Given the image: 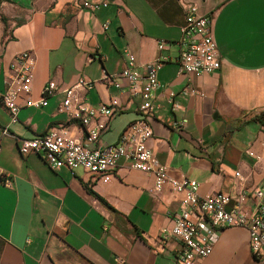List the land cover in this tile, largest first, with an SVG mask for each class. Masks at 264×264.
I'll list each match as a JSON object with an SVG mask.
<instances>
[{
    "label": "crops",
    "instance_id": "obj_1",
    "mask_svg": "<svg viewBox=\"0 0 264 264\" xmlns=\"http://www.w3.org/2000/svg\"><path fill=\"white\" fill-rule=\"evenodd\" d=\"M187 1L211 19L222 60L215 72L178 73L186 15L180 0H1L0 94L15 57L30 50L35 100L49 81L64 90L80 78L94 82L77 89L83 102L117 99L121 109L94 145L114 144L142 114L138 100L106 74L127 86L119 74L128 53L141 72L163 53L170 60L158 72L153 153L170 176L196 180L201 195L245 193L251 211L252 192L264 190V0ZM184 88L198 93L184 95ZM64 97L59 91L43 106L23 105L16 123L0 98V264H177L179 243L163 244L160 235L172 226L184 194L169 186L155 191L154 174L130 169L124 160L105 182L82 167L52 168L42 154L21 153L20 139L41 136L51 126L66 125L85 142L81 126L58 110ZM182 119L187 121L179 126ZM198 263L264 259L253 255L248 229L232 226L219 231L212 253Z\"/></svg>",
    "mask_w": 264,
    "mask_h": 264
},
{
    "label": "built area",
    "instance_id": "obj_2",
    "mask_svg": "<svg viewBox=\"0 0 264 264\" xmlns=\"http://www.w3.org/2000/svg\"><path fill=\"white\" fill-rule=\"evenodd\" d=\"M184 2L186 15L182 25V36L179 40V55L176 59L179 74H208L219 70L222 60L218 45L211 33V19L197 11L196 4ZM106 5V3H105ZM159 49H164V41ZM170 59L160 53L157 58L138 70L136 58L128 53V62L120 72L128 85L108 75L116 88L128 92L132 100H138V111L142 118L131 123L121 134L119 141L109 145H94L100 136L109 129L110 119L115 111L121 109L117 99L109 104L89 105L77 95L78 88L91 89L94 82L80 78L72 87L61 90L56 82L49 81L44 87L42 98L32 97L34 80V57L32 51L19 53L12 62L6 88L0 94L2 104L10 112V123H16L23 105L43 106L48 96L59 91L65 94L58 106L60 112L68 114L72 121L81 126L85 142L72 133L66 125L51 126L36 138L20 139V151L27 155L32 152L42 154L52 168L67 167L70 170L82 167L92 176H100L110 182L115 176L122 160L128 167L155 176V191L171 187L176 193L184 194L179 210L172 217V226L160 235L163 244L179 243L175 250L177 264H199V260L212 253L219 231L226 227H244L250 234V247L253 255L264 259V190L252 192L255 199L253 210L245 208V193L238 198L221 191L207 195L199 193V183L184 177L177 179L169 175L168 168L161 164L150 147L154 134L152 120L156 109L157 91L161 87L158 72ZM184 95L198 93L195 88H184ZM24 99V104L20 99ZM174 109L178 104L173 103ZM186 119L178 123L183 126ZM7 129L4 130V133ZM251 155H254L253 153ZM259 158V157H258ZM235 175L245 180L242 173ZM6 185L12 180L6 178Z\"/></svg>",
    "mask_w": 264,
    "mask_h": 264
},
{
    "label": "trees",
    "instance_id": "obj_3",
    "mask_svg": "<svg viewBox=\"0 0 264 264\" xmlns=\"http://www.w3.org/2000/svg\"><path fill=\"white\" fill-rule=\"evenodd\" d=\"M1 1V0H0Z\"/></svg>",
    "mask_w": 264,
    "mask_h": 264
}]
</instances>
